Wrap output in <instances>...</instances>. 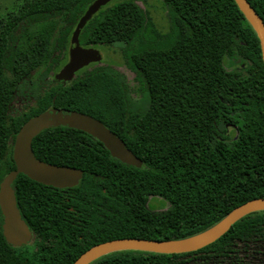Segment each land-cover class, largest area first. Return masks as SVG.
<instances>
[{
    "label": "trees",
    "instance_id": "trees-1",
    "mask_svg": "<svg viewBox=\"0 0 264 264\" xmlns=\"http://www.w3.org/2000/svg\"><path fill=\"white\" fill-rule=\"evenodd\" d=\"M92 1L17 0L0 18V183L16 168L21 126L53 106L101 120L142 165L113 157L83 130L41 131L35 155L83 175L76 186L59 188L18 174L17 205L34 237L8 243L0 209V264H72L111 239L192 236L264 197V61L235 0H162L167 31L136 0H113L88 20L81 45H118L139 82L138 99L124 74L107 65L90 63L66 82L54 76ZM248 1L264 21V0ZM154 196L168 207L151 208ZM258 241L264 243V209L195 251L118 250L90 264H206L235 244L253 250Z\"/></svg>",
    "mask_w": 264,
    "mask_h": 264
},
{
    "label": "water",
    "instance_id": "water-1",
    "mask_svg": "<svg viewBox=\"0 0 264 264\" xmlns=\"http://www.w3.org/2000/svg\"><path fill=\"white\" fill-rule=\"evenodd\" d=\"M111 1L113 0H93L80 17L70 38L68 61L55 73V78L58 81H69L81 68L102 60V54L98 48L81 45L80 33L88 20L102 6ZM235 2L259 38L264 61V21L248 0H235ZM57 126L83 130L99 139L113 157L129 165L138 167L142 165V160L126 146L125 142L101 120L92 115L70 108L54 106L35 115L26 121L18 131L13 145V159L16 168L6 174L0 183L3 235L10 244H28L34 237V232L23 219L17 205L13 182L18 174L23 173L39 183L59 188L76 186L82 178L83 171L81 169L43 161L34 153L32 147L34 137L45 129ZM263 209L264 197L253 198L236 206L207 230L184 238L161 240L124 237L107 240L84 251L72 264H90L102 255L118 250H142L158 253L195 251L214 242L245 215Z\"/></svg>",
    "mask_w": 264,
    "mask_h": 264
},
{
    "label": "rangeland",
    "instance_id": "rangeland-1",
    "mask_svg": "<svg viewBox=\"0 0 264 264\" xmlns=\"http://www.w3.org/2000/svg\"><path fill=\"white\" fill-rule=\"evenodd\" d=\"M136 1L140 6L147 9L158 29L161 31H167L169 29V17L162 0ZM16 2L17 0H0V18H4L5 15L16 5ZM94 47L98 48L102 54V60L100 62L94 63V65H107L123 73L128 83L132 97L135 99L141 97L139 82L134 77L135 73L126 65L125 59L119 50V46L97 44ZM94 65L92 64L91 67H94ZM149 205L155 210H162L168 207V201L161 197L154 196L150 198Z\"/></svg>",
    "mask_w": 264,
    "mask_h": 264
},
{
    "label": "flooded vegetation",
    "instance_id": "flooded-vegetation-1",
    "mask_svg": "<svg viewBox=\"0 0 264 264\" xmlns=\"http://www.w3.org/2000/svg\"><path fill=\"white\" fill-rule=\"evenodd\" d=\"M58 71L59 69L57 72ZM26 104V99L19 102V108L22 109ZM261 243L262 241H258L259 245L255 246L253 250H245L244 246L235 244L234 246L236 249L227 251V253L219 258H210L206 264H264V243H262L263 245H261ZM204 262H206V260H204Z\"/></svg>",
    "mask_w": 264,
    "mask_h": 264
}]
</instances>
